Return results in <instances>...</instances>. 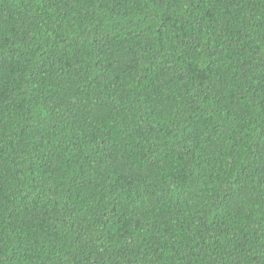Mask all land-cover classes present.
Returning a JSON list of instances; mask_svg holds the SVG:
<instances>
[{
    "label": "trees",
    "instance_id": "trees-1",
    "mask_svg": "<svg viewBox=\"0 0 264 264\" xmlns=\"http://www.w3.org/2000/svg\"><path fill=\"white\" fill-rule=\"evenodd\" d=\"M0 264H264V0H0Z\"/></svg>",
    "mask_w": 264,
    "mask_h": 264
}]
</instances>
